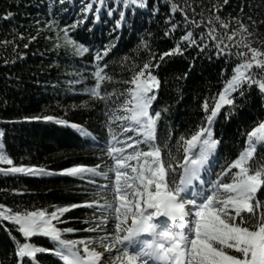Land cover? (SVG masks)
Segmentation results:
<instances>
[{
	"label": "trees",
	"instance_id": "trees-1",
	"mask_svg": "<svg viewBox=\"0 0 264 264\" xmlns=\"http://www.w3.org/2000/svg\"><path fill=\"white\" fill-rule=\"evenodd\" d=\"M84 2L65 0L61 4L60 0H0V125L5 133V151L15 164L42 166L54 173L77 165H99L97 171L107 172L112 160L107 154L110 137L107 128L109 117L104 114L105 101L93 99L85 90L95 86L92 78L95 49H102L110 41L116 46L102 64L108 65L104 71L111 81H105L101 87L102 94L114 93L106 97L109 109L120 108L125 98L121 94L131 87L125 82L131 80L143 63L153 60L152 54L155 55V63L163 53L175 47L176 41L187 31H193L199 40V33L207 31L205 25L210 15L219 16L230 29L239 27L236 20L250 26L249 31L254 34L251 37L244 34L245 44L251 41V47L264 52V0H228L227 4L223 0H172L179 8L185 9V13H173L164 0H146L147 8L137 9L135 13L123 9L120 0H107L109 6L117 9L113 16L109 17L104 9L100 13V21L95 22L94 11L90 12L88 20L75 33L74 38L93 48L91 54L76 56L71 50H54L55 32L46 27V22L55 16L63 27L78 18L83 20L81 7ZM214 4L219 8L214 9ZM119 10L126 11L132 26L113 31ZM9 12L12 16L5 19ZM185 14L189 21L194 20L200 27L194 28L190 24L186 29ZM169 19L179 28L165 36V31L171 27L170 23L166 24ZM253 21L254 29L251 27ZM215 26L219 32V25ZM231 35L232 31H229L227 36ZM21 36L24 39H20ZM240 39L241 34L237 33L233 41L225 37L223 43L234 44ZM142 40L147 42V48L141 46ZM5 42L10 43L6 45ZM206 43L211 45L213 41ZM232 50L236 51L235 47ZM198 53V48H192L184 56L165 57L166 62H162L154 72L161 79L162 87L153 107L156 110L168 109L158 122L156 133L162 159L167 158L165 144L175 151L181 136L190 138L202 126L205 122V100L211 105L212 97L222 90L224 81L230 78L235 63L239 62L232 57L226 65L225 58H216L214 49L208 54ZM209 54L212 59H208ZM190 64L194 66L190 67ZM185 74L187 78L183 79ZM77 80L80 83H75ZM118 98L120 103L114 104ZM236 103L242 105L236 115L225 120L226 106L214 124V138L221 142L210 158L209 170L204 174L207 179H215L223 167L238 157L246 146L245 133L264 121V98L258 89L253 88ZM119 114H123L122 109ZM44 115L77 123L92 133L95 140L81 137L72 128L54 123H12L24 117ZM113 131L118 133L120 129L114 125ZM142 150L146 151V146H142ZM249 163L253 168L264 165V145L257 146ZM109 175L114 182V173ZM225 182H230V178ZM108 183L92 174L79 178L59 174L32 177L0 173V205L13 211L44 209L50 212L72 204H103L104 198H113L112 192L104 188ZM258 198L264 200V193H258ZM100 215L95 209L81 206L64 213L61 217L63 223L57 227L73 229L71 233H63L62 238L66 240L94 239L96 232L84 230L95 228ZM10 234L24 242L11 222H0V264H16L15 244ZM29 242L44 248L54 247L49 239L41 236L33 237ZM79 247L81 250L82 246ZM38 259L39 264H63L50 253L38 254Z\"/></svg>",
	"mask_w": 264,
	"mask_h": 264
},
{
	"label": "snow or ice",
	"instance_id": "snow-or-ice-1",
	"mask_svg": "<svg viewBox=\"0 0 264 264\" xmlns=\"http://www.w3.org/2000/svg\"><path fill=\"white\" fill-rule=\"evenodd\" d=\"M64 2L60 0L61 4ZM120 2L123 9L133 13L137 9L147 8L146 0ZM164 3L170 5L173 13H185V9L179 8L172 0H164ZM223 3L227 4L228 0H223ZM212 7L218 9L219 5L214 4ZM104 9L109 17L117 11L108 5L107 0H85L81 7L83 20L78 18L74 23L61 27L53 16L52 20L46 22V27L55 32L54 50H71L76 56L91 54L93 48L74 38L75 33L88 20L90 12L94 11L95 22H99ZM125 10L118 11L119 19L115 21L113 31L131 28L132 21ZM11 16L9 12L4 18ZM248 19L251 20V17ZM208 21L205 25L207 31L199 33V40L193 31H187L176 41L175 47L163 53L155 63V55L152 54L153 60L143 63L131 80L125 82L131 87L121 94L125 98L120 108L109 109L106 97L114 93L101 92L102 84L111 81L104 71L108 65L102 62L116 45L110 41L102 49H95V63L92 65L95 69L92 72L95 86L85 91L93 99L105 101L104 114L109 117L107 128L110 137L107 154L112 160L107 172L97 171L99 165H77L62 169L59 173L37 166H15L0 143V164L9 165L0 167V173L32 177L59 174L79 178L92 174L109 181L104 188L110 190L113 197L111 200L104 198L103 204H72L50 212L44 209L13 211L0 205V222H11L24 238V242H21L10 234L15 244L16 264H39L38 254L44 253L57 257L63 264H101L103 253L90 248L91 244L103 246L109 255L118 244L120 247L116 251L120 255L116 260L120 264H264V200L258 198V193H264V165L253 168L249 163L257 146L264 145V121L258 122L251 131L245 133L246 146L234 161L223 167L215 179L204 178L210 167V158L217 152L221 142L214 138L213 130L221 110L227 106L225 120L236 115L237 109L242 107L236 100L244 98L253 88L258 89L259 95L264 98V52L251 47V41L245 44L244 34L251 37L254 33L249 31L250 26L240 20H236L239 26L236 29H230L229 24L219 16L210 15ZM167 23L171 27L165 31V36L175 33L179 28L170 19ZM190 24L194 28L200 27L194 20L189 21L185 14L184 27L187 29ZM217 24L219 32L215 26ZM251 27L254 29V21ZM229 31H232L231 36H227ZM237 33L241 34L240 40L234 44L223 43L225 37L233 41ZM208 40L213 43H206ZM8 43L5 42L6 45ZM27 46L25 44V48ZM141 46L147 48V42L142 40ZM233 47L236 51L232 50ZM192 48L199 49L198 55L211 53L214 49L216 58H225L226 65L232 57L239 62L235 63L230 78L224 81L222 90L212 97L211 105L205 100V122L202 126L190 138L181 136L175 151L165 144L167 158L162 159L156 133L158 122L168 109L156 110L153 107L162 87L161 79L154 72L161 67L162 62H166L165 57L184 56ZM208 59H212V55L209 54ZM186 78L187 74L183 79ZM119 103V98L114 101V104ZM121 109L123 114H119ZM12 123H54L72 128L81 137L95 140L92 133L81 125L51 115L24 117ZM114 125L120 129L118 133L113 131ZM4 135V131L0 130V138ZM142 146H146L147 150H142ZM132 161L135 163H130ZM109 173H114V182ZM229 178L230 182H225ZM81 206L95 209L106 217L98 220L95 228L84 231H104L102 225L113 223L115 233L96 239L62 238L63 233H71L73 229L61 230L57 227L63 223L61 217ZM36 236L49 239L54 247L49 249L30 243L31 238ZM79 246H83V255Z\"/></svg>",
	"mask_w": 264,
	"mask_h": 264
},
{
	"label": "rangeland",
	"instance_id": "rangeland-1",
	"mask_svg": "<svg viewBox=\"0 0 264 264\" xmlns=\"http://www.w3.org/2000/svg\"><path fill=\"white\" fill-rule=\"evenodd\" d=\"M1 122H2V120L0 119V123ZM0 130H3L1 125H0ZM0 143H2L4 145L3 138H0ZM4 151H5V145H4ZM5 153H6V151H5ZM8 156L12 159V157L10 155H8ZM13 164L15 166L23 165V164H15L14 161H13ZM26 166H31V165H26ZM0 167H9V165L0 164ZM37 167H42V166H37ZM42 168H44V167H42ZM129 174L131 175V172H129ZM128 198L131 199V196L129 195ZM105 218L106 217L103 216V217L99 218V220L100 219H105ZM101 227L104 229V231H100V232L95 233V235H93L94 239H96L99 236L112 235V234L115 233V228H114V224L113 223H109L108 225H102ZM89 247L92 248V249H95L96 251H99V252L103 253V255L101 257V262H105V263H108V264H120V262L116 260V257L120 255V253L116 251V248L120 247L118 244L112 249V252H111L110 255L107 252H105L104 247L101 246V245L91 244V245H89ZM82 253H83V247H82ZM111 255H113V257Z\"/></svg>",
	"mask_w": 264,
	"mask_h": 264
}]
</instances>
